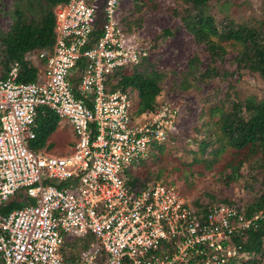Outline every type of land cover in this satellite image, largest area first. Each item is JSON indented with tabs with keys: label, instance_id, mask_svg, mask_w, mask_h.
Segmentation results:
<instances>
[{
	"label": "built area",
	"instance_id": "built-area-1",
	"mask_svg": "<svg viewBox=\"0 0 264 264\" xmlns=\"http://www.w3.org/2000/svg\"><path fill=\"white\" fill-rule=\"evenodd\" d=\"M122 0H68L54 8L55 42L33 50L35 81L20 64L0 78V264H228L258 215L239 205L183 197L170 183L125 181L128 168L172 132L176 109L138 111L115 71L137 65L150 45L125 27ZM100 32L96 35V32ZM27 66H30L27 63ZM49 111L72 129L70 150L35 144Z\"/></svg>",
	"mask_w": 264,
	"mask_h": 264
},
{
	"label": "rangeland",
	"instance_id": "rangeland-1",
	"mask_svg": "<svg viewBox=\"0 0 264 264\" xmlns=\"http://www.w3.org/2000/svg\"><path fill=\"white\" fill-rule=\"evenodd\" d=\"M17 2L23 4L26 0H0V32L9 29V14ZM155 3L158 5L156 9L146 0H122L120 6L122 22L128 21L131 30L137 33L141 41L150 45L145 59L154 63L159 72H166L160 82L161 91L156 95V108L166 102L176 109L170 136L161 143L160 148L159 144H153L147 150L151 160L144 174L157 173L153 181L175 185L181 195L191 201L216 203L227 199L244 208L264 177V157L244 162L238 178L224 183L226 175L231 172L227 164L233 159V149L222 144L217 111L227 110L232 101L241 102L244 107L251 98L264 101V77L238 67L234 59L237 51L230 48L223 60L214 63V75L206 76L203 80L187 77L190 87L187 90L179 88L183 74L188 70L190 57L199 56L201 71L208 66L210 58L203 46L194 42L180 20L171 14L177 1L155 0ZM210 4L222 25L232 20L254 27L264 21V0H211ZM36 9L35 6L26 11L28 19L36 15ZM165 29L170 33L162 36ZM26 56L31 64L41 63L33 51ZM1 70L0 66V74ZM126 70L130 72L132 69ZM133 92L138 108L137 92ZM72 134L69 123L60 119L56 130L48 137L53 147L51 150L57 151V146L68 151ZM204 139H209L210 145L204 153H200V142ZM210 150L216 153L215 157L209 154ZM144 160L140 158L134 162L132 169L136 175L143 174L146 169V165H139ZM204 160L209 163V168ZM139 182H146V178L141 176ZM242 259L248 258L243 255Z\"/></svg>",
	"mask_w": 264,
	"mask_h": 264
},
{
	"label": "trees",
	"instance_id": "trees-1",
	"mask_svg": "<svg viewBox=\"0 0 264 264\" xmlns=\"http://www.w3.org/2000/svg\"><path fill=\"white\" fill-rule=\"evenodd\" d=\"M67 1L26 0L23 4L14 3L9 14L11 18L9 29L0 32V66L2 68L0 78L7 75L12 62L18 61L20 64L19 80L30 82L37 79V68L33 65L27 66L25 55L33 50L52 47L55 42L54 8L57 4ZM176 1L177 4L171 9V14L180 20L185 29L193 36L194 42L202 45L210 58L208 66L201 71L199 56L190 57L187 64L188 70L183 74L184 78L179 84V88L187 90L190 87L187 77L203 80L206 76L214 75V63L217 60H223L230 48L237 51L234 59L238 67L264 77V21L254 27L235 23L232 20H228L222 25L211 10V0ZM146 3L151 4L153 9L158 6L155 0H146ZM35 6L37 7L36 15L34 14L32 18L28 19L26 11ZM123 23L127 30L132 32L129 22L124 20ZM138 23L140 24V20ZM169 33L170 31L165 29L162 36H167ZM99 34V31L96 32V35ZM131 69L130 72L120 70L114 73L113 77L118 78L116 87L131 88L137 92L139 112L156 109L158 105L156 95L161 91L160 82L166 76V72L156 70L154 63L148 62L145 57H142L140 62ZM217 112L222 144L233 149V159L227 164L230 165L231 172L226 175L224 182L228 183L238 178L239 169L244 162H250L256 157H264V101L251 98L245 107L241 102L232 101L227 110ZM59 120L57 115L49 111L38 116L36 145L45 144L49 135L55 131ZM159 145L158 148L162 146V144ZM209 145V139L201 141L200 153H204ZM209 154H213V157L216 155L212 150ZM149 156L151 155L148 153L144 157V162L139 164L146 165L143 174L136 175L133 167L127 169L125 181L129 186L138 185L141 176L146 178L145 183L153 182L157 173L144 174L148 170L147 165L151 160ZM204 163L207 168L210 167L205 160ZM26 201L24 192L21 190L7 204L0 206V214H6L19 208ZM219 202L233 204L231 200L227 199ZM194 203L200 206L203 211L206 210V204L199 201H194ZM243 211L247 217L258 215L255 220L257 226L247 230L246 239L243 241L235 238L242 244L241 251L248 259L243 260L235 256L228 264H264V177L259 182V189L256 190Z\"/></svg>",
	"mask_w": 264,
	"mask_h": 264
},
{
	"label": "crops",
	"instance_id": "crops-1",
	"mask_svg": "<svg viewBox=\"0 0 264 264\" xmlns=\"http://www.w3.org/2000/svg\"><path fill=\"white\" fill-rule=\"evenodd\" d=\"M32 52V51H31ZM27 54H29V52L28 53H26V55ZM25 55V60H26V63H29L28 62V60H27V56ZM39 60V59H38ZM40 61V60H39ZM30 64V66L31 65H33V66H35L36 68H37V78H38V75H40L41 73H42V70H43V67H44V64L42 63V61H41V63H37V64H31V63H29ZM40 65V66H39ZM126 68H130V67H126ZM126 68H121V69H118L117 71H115V72H118V71H120V70H124V71H127L126 70ZM60 121V120H59ZM59 124V123H58ZM57 127H58V125H57ZM56 127V128H57ZM56 130V129H55ZM68 142H70V140L68 141ZM49 145H50V147H49ZM37 146H39V145H37ZM40 147H43L45 150H47L49 153H53V154H62V153H66V152H68L69 150H70V147H68L69 149H68V151L67 150H62V149H59L57 146H56V150L58 151H54V150H51L53 147L51 146V142L47 139L46 140V142H45V144L44 145H41ZM52 147V148H51ZM51 151H53V152H51Z\"/></svg>",
	"mask_w": 264,
	"mask_h": 264
}]
</instances>
